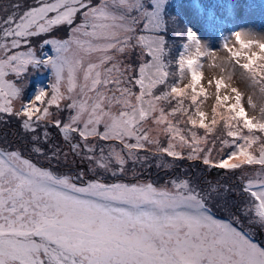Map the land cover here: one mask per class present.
Returning <instances> with one entry per match:
<instances>
[{
	"label": "snow or ice",
	"instance_id": "1",
	"mask_svg": "<svg viewBox=\"0 0 264 264\" xmlns=\"http://www.w3.org/2000/svg\"><path fill=\"white\" fill-rule=\"evenodd\" d=\"M202 7L205 23L215 28L217 17L200 0H192V9L197 14ZM170 8V0L15 3L13 11L0 18V113L26 118L22 127L32 132L36 127L29 122L34 117L36 122L47 120L61 130L65 141L73 139L70 133L77 134L85 141L84 147L89 153L95 152V147L87 143L90 137L119 141L128 150L129 157L134 149L145 147L142 142H147L157 144V150L168 156L182 158L172 143L178 137L182 145L191 148L188 158H199L195 154L205 149L197 145L206 142V136L198 137L195 131H190L189 141L180 135L183 130L176 126L180 121L174 124L168 117L180 114L192 128L198 126L207 134L222 122V131L231 140L220 137L221 151L225 148L230 151L226 158L211 162L212 166L241 170L242 178L248 172L246 166H260L253 169L258 179L249 177L242 185L241 191L251 199L242 213L249 223L264 228V106L259 110V119L249 117L242 105L241 93L232 88L235 102L227 103L230 97L220 95L223 81L217 80L211 126L205 123L207 116L197 104V98L206 97L207 93L202 87L197 92L201 79L198 60L191 56L185 59L186 52L179 55L177 65L180 73L187 65L190 84L184 88L168 85V77L173 74L163 60L165 36L169 22L176 19L170 14ZM78 14L81 22L74 24ZM61 25L68 26L67 39L52 35ZM232 35L242 48L250 46L242 36L250 38L251 33L236 31ZM34 40L41 49L50 45L54 55L43 52L38 57L31 46ZM187 40L195 45V57L212 55L191 27L187 29ZM255 46L260 53L243 56L247 62L239 66L246 71L252 85L259 86L264 94V63L257 66V61L264 62V43ZM184 47L188 49V45ZM224 47L239 63L242 52H233L227 42ZM126 49L139 50L138 66L122 65L115 60V55L125 53ZM94 54H99L96 62L91 60ZM145 56L150 59H144ZM110 62L111 66L104 67ZM41 66L53 74L50 98L46 100L49 94L40 88L32 103L14 110V102L21 98L22 91L9 77L18 79L29 67ZM134 67L138 75L126 76ZM81 73L83 83L78 84ZM109 84L117 86L115 91L120 96L108 97L98 90V86L107 88ZM161 85L170 90L156 92ZM62 86L66 92L61 90ZM135 87L139 88L138 93L132 90ZM189 88L191 105L185 106ZM77 89L80 99L74 96ZM89 92H95V97L89 96ZM65 99L71 101L66 107L74 110L75 115H70L66 123L52 120L49 109L52 106L59 109L60 101ZM105 100L109 106L115 103L122 109L115 114L110 108L105 110ZM172 100L176 103L166 112L159 102L171 105ZM247 102L256 108L251 97ZM192 105L196 106L194 113L190 111ZM157 111L159 115L152 117L153 122L165 124V131L173 134L167 147L160 146L158 140H150L147 132L141 131L142 122ZM47 135L45 132L46 139ZM131 139L136 142L128 143ZM253 145L257 148L253 149ZM71 147L76 152L81 145L72 143ZM33 151L44 155L39 148ZM210 152L208 149L204 164L210 163L207 158ZM87 158L97 168L111 171L113 175H116V169L110 167L113 160L121 172L127 162L115 148L105 156L101 147L98 157ZM77 179L81 181L79 185L70 176L57 175L38 165L20 150L0 149V264H264V246L254 242L249 232L237 228L233 222L226 223L212 214L208 202L214 192L220 194L216 188L197 190L187 179L172 180L170 187L100 179L85 182L83 174ZM235 223H240L239 218Z\"/></svg>",
	"mask_w": 264,
	"mask_h": 264
},
{
	"label": "rangeland",
	"instance_id": "2",
	"mask_svg": "<svg viewBox=\"0 0 264 264\" xmlns=\"http://www.w3.org/2000/svg\"><path fill=\"white\" fill-rule=\"evenodd\" d=\"M33 0H0V18H3L11 11H13V5L15 3L31 4ZM98 3V0H95ZM171 8L170 14L175 17V22H169L168 30L165 36V46L163 60L165 66L170 75L168 77V85L176 84L180 88H184L191 82V74L185 64L183 73L178 71L177 61L181 53L186 52L185 59L189 56L198 60L197 71L201 75V79L197 85V92L202 87L207 93V96H198L197 104L201 111L205 112L207 119L205 123L210 124L212 108L215 105L216 98V81L222 80L223 86L220 90V95H228L230 100L227 103L235 102V93L232 88L237 89L242 95V105L245 108L249 117L256 116L259 119L260 108L264 106V94L260 92L259 86L252 85L251 81L247 77V73L239 65L247 62L243 56L250 55L251 53H260V49L255 45L258 43H264V0H200V3L208 9L211 15L217 17V26L215 28L208 26L204 20V8L202 7L199 13L192 9V0H170ZM191 10V11H190ZM52 15V14H50ZM79 14L74 20V24L81 22ZM191 27L194 35L200 39L202 46L207 52L212 55H204L199 58L195 57V45L187 40V29ZM239 31L241 33H251V37L242 36L245 43L249 44L248 48H242L239 43L235 41V37L232 35L234 32ZM57 38H68V26H57L52 33ZM227 42L228 48H231L233 52L240 51L242 56L237 63V58H234L231 53L224 47ZM185 45H188V49H185ZM37 56H41L43 52H47L49 56L54 55L50 45H46L41 49L38 41L33 42L31 45ZM20 50H27L22 48ZM15 51V50H14ZM138 49H131L125 51L123 54H116L115 60L122 62V65L138 66L141 62L138 58ZM94 54L91 60L96 62L97 56ZM45 59L47 57H44ZM144 59H150V57H144ZM261 61H257V66ZM111 66V62L104 67ZM258 70V68H257ZM127 75L136 76L138 70L134 67L131 73ZM182 77V78H181ZM14 79V82L21 88V98L14 102V110H19L23 104H30L34 101L36 92L38 89L43 88L48 92L47 100L51 96V85L54 82L53 74L50 69L43 66L39 68L29 67V70L22 74L18 79ZM211 82V83H210ZM83 83V74L81 73L78 78V84ZM90 84V81H89ZM123 86V85H122ZM115 84H109L107 88L98 86V90H102L106 96L111 97L113 95L120 96L116 89ZM66 92V87L62 86L61 89ZM138 93L139 88L132 89ZM161 90H170L161 85L155 90L159 92ZM192 92L189 88L187 90L185 99V106L191 105L190 96ZM89 96L95 97V92H89ZM76 99H80L79 89L74 93ZM251 97L256 108L253 109L248 105V98ZM67 99L60 101V108L57 109L52 106L49 111L53 113L52 120L60 119L62 122H68L70 115H75L74 110H69L66 105L70 103ZM89 100V104H91ZM132 102L135 103V98H132ZM165 107L166 112L175 105L176 101L172 100V104L169 105L166 102H159ZM40 107L46 105H37ZM105 110H110L112 113H118L122 106L113 103L109 106L107 100L104 102ZM195 105L190 107V111L194 113ZM223 111V109H218ZM159 112L151 113L149 117L142 122V132H147L150 140H158L160 146L167 147L170 136L165 131V124H155L152 117L158 116ZM26 119L22 116L8 115L7 113H0V149L8 150H20L24 156L31 157L33 162L38 163L40 166H44L50 170L56 172L57 175H67L72 177L79 185L81 181L77 179L83 174L85 182L100 179L105 182H123V183H148L151 182L155 186L170 185L172 180H189L193 187L197 190L204 189L205 191H211L213 188L219 190V195L215 192L212 198L208 202L212 214L215 218L224 222H233L237 228L249 232L258 245L264 246V228H260L257 224L249 223V219L242 213V209L251 203V199L248 194L241 191L242 185L246 183L249 177L258 179L253 169H259L260 166H246L248 172L244 177L241 176V170H229L221 176L215 177L209 174V165L211 162H219L222 158H226V153L230 149L225 148L221 151L220 137L231 140L230 137L224 135L221 125H217L215 130L211 134H207L204 129L192 128L190 124L186 123V117L177 114L176 117L169 116L168 119L176 124L179 129H182L180 135L185 136L191 141L190 131H195L198 137H205L206 142L201 141L200 148L205 151L197 152L195 155L199 158L189 159L191 148L187 145H182L179 138L172 140L174 145V151L180 153L182 158H176L168 156L166 153L158 151V145L155 143H144L145 147L142 149H134L132 157H129L128 150L124 148L123 144L116 140L102 141L97 138L90 137L89 144L95 147L94 153H89L84 147L85 141L75 133L69 135L73 137L71 141H65L61 130L54 126L53 123L45 121L36 122L35 117L33 123L36 127L35 132L26 131L22 127V121ZM38 125V126H37ZM82 127V124H81ZM103 128V124L100 125ZM45 132H47V139L45 138ZM246 133L247 130L245 129ZM257 135H260L257 133ZM39 137L38 140H34L33 137ZM128 143H135V139L127 140ZM78 143L81 148L76 152H73L71 144ZM215 145V146H213ZM103 147L104 155L115 148L116 151L126 158V164L124 165V171L119 170V165L113 160L110 167L116 169V175H113L111 171L105 172L103 169H99L95 166L94 162L87 157L90 155L99 156L100 148ZM34 148H39L44 154L43 156L33 151ZM257 145H253V149H256ZM211 149L207 158L210 160L209 164L203 163V158L207 154V150ZM255 154L258 155V152ZM235 162V161H233ZM225 189L228 191L225 192ZM239 218L240 223L236 224V219Z\"/></svg>",
	"mask_w": 264,
	"mask_h": 264
},
{
	"label": "water",
	"instance_id": "3",
	"mask_svg": "<svg viewBox=\"0 0 264 264\" xmlns=\"http://www.w3.org/2000/svg\"><path fill=\"white\" fill-rule=\"evenodd\" d=\"M227 172V169L213 167L212 164L209 165V174L215 177H221Z\"/></svg>",
	"mask_w": 264,
	"mask_h": 264
}]
</instances>
